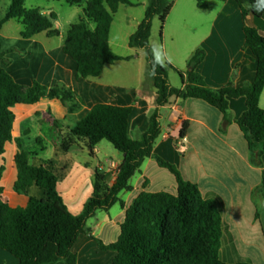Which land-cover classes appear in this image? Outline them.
<instances>
[{"label": "trees", "instance_id": "obj_1", "mask_svg": "<svg viewBox=\"0 0 264 264\" xmlns=\"http://www.w3.org/2000/svg\"><path fill=\"white\" fill-rule=\"evenodd\" d=\"M67 4L82 8L81 20L70 26L63 52L77 64V78L90 79L102 75L106 66L127 62L131 57L114 54L110 48V32L114 15L121 5L136 7L131 0H64ZM176 0H151L145 17L137 31L129 39V47L143 50L150 73L152 52L149 48L153 21L161 17L162 23L170 14ZM226 1V0H221ZM26 0H12L6 15L0 17V33L6 23L17 20L23 26L20 36L32 39L46 33L58 37L53 30L57 15L42 14L39 9H26ZM241 8L245 24L243 50L252 51L258 70L253 83L235 87L233 81L220 89H212L198 73V66L205 52L198 50L188 63L185 72L178 71L183 79V88L171 86L168 73L174 69L168 63L158 66L152 75L157 89L156 108L150 116L149 128L140 140L129 134V119L132 107H117L108 104L94 106L85 118L77 121L65 136H60V148L65 153L87 150L91 157L98 144L108 141L123 155V162L116 171V179L110 185L109 176L96 170L93 194L81 217H74L58 192L60 177L51 168L33 166V155L23 149L21 139H15L17 152L14 162L18 176L14 192L29 198L25 208H12L3 200L0 188V249L16 257L20 264H77L73 253L79 237L85 234L87 222L98 211H109L120 201L123 191H132L130 180L140 171L146 159L153 158L158 165L176 178V194L167 192H142L126 210L125 221L117 242L104 245L96 240L103 251L116 253L113 264H228L221 260L220 250L226 231L222 215V200L215 194L203 197L196 184L183 179L180 171L172 164L154 154V145L162 133L161 108L170 99H198L218 109L230 124V99L245 98L247 111L237 124L244 133L251 152V162L262 167L264 156V110L260 98L264 91V0H236ZM85 3V6L83 4ZM203 9V0H197ZM93 25V27L91 26ZM16 50H9L8 53ZM0 44V182L4 167L2 157L6 145L13 141L15 115L18 105L36 106L42 100L60 101L68 105L69 114L74 115L84 107L81 97L63 83L52 87L34 82L30 87L17 83L8 73ZM57 126L59 124L53 121ZM189 127L184 122L180 138L184 139ZM44 191L45 199L28 195L32 187ZM256 193H264L263 183ZM257 218L259 217L257 213ZM251 264V263H236Z\"/></svg>", "mask_w": 264, "mask_h": 264}, {"label": "crops", "instance_id": "obj_2", "mask_svg": "<svg viewBox=\"0 0 264 264\" xmlns=\"http://www.w3.org/2000/svg\"><path fill=\"white\" fill-rule=\"evenodd\" d=\"M150 1L131 2L137 5L136 7L142 8L145 17ZM203 1L205 8L201 9L198 7L197 0H176L164 23L161 17H156L153 21L150 44H153L155 21L158 19L161 24L160 43L170 58L167 63L174 68L168 73L171 86L175 89L183 88V79L178 71L187 70L189 61L198 50L205 52V58L197 71L212 89H220L230 81H233L237 88L253 83L256 79L258 63L252 51L243 50L246 37L240 6L236 0ZM122 6L133 8L126 5H121L120 8ZM144 17L137 21L136 31ZM261 34L264 36V24ZM36 37L32 38L31 43L36 44ZM63 44L58 47H47L41 44L42 49L38 53L32 56L26 53L21 58L17 56L23 69L17 66L12 69L14 64L11 63L8 73L10 72L9 74L19 84L25 81V75L29 78L31 85L36 81L50 88L56 83H63L81 97L84 107L80 112L70 115L68 105L58 101L59 107L56 112L59 116L53 118L50 115L52 122H58L67 133L69 128L85 118L94 106L108 104L132 107L129 134L133 140H140L149 128L150 116L157 106V89L149 69L147 68L145 74L140 73L138 84L134 87H131L124 79L114 76L119 67L129 64L131 60L106 66L98 78L78 79L77 64L64 54ZM12 49L18 52L20 50L9 45H2L3 52ZM143 57L146 60V56ZM53 103L54 101H49L46 106ZM41 105L39 103L36 106L41 108ZM260 108L264 110V91L260 98ZM12 111L15 121L11 143H15L14 140L20 139L18 136L21 134L18 124L29 118L35 110L30 111L16 106ZM246 111L245 98L230 99L229 115L232 122L226 124L224 115L208 103L198 99L183 100L173 97L166 106L161 108L162 133L154 145V154L174 165L185 181L196 184L203 197L215 194L222 200L224 207L222 219L226 231L222 239L220 258L228 264H264V193H256L263 183L264 156L261 168L252 164L248 142L237 124ZM43 112H45L44 108ZM48 122L49 130L56 138L55 144L59 145V151L55 158L48 159L44 155L46 149L44 140L38 137L37 143L41 145L40 154L31 152L33 155L30 158V164L37 167H49L58 175L60 172L64 175L71 174V165L64 161L71 158V152H63L58 139L61 129ZM184 122H188L189 127L185 138L181 139L180 129ZM23 130L25 135L29 132V130ZM103 142L97 145L93 157L87 150L83 151L97 160L96 165L88 162L79 164L83 168V173L88 176V181H92L93 185L96 170L108 174L110 185H113L116 171L123 162V155L117 151L114 159L107 160L106 166L101 165L98 155ZM16 152H12L11 155L13 166L8 177L10 189L6 192L3 187L7 181L4 166L0 188L3 189V200L10 207L25 208L29 198L14 192V184L18 176L14 162ZM168 173L170 172L161 168L155 159H146L140 171L130 180L132 191H123L119 195L125 207L117 203L109 211H98L87 222L88 231L79 237L73 248V253L77 256V264H113L116 253L103 251L93 238L104 245L117 242L125 221L126 210L142 192L176 194L178 189L176 178L171 173L169 176ZM78 185L79 181L75 182L71 190ZM71 190L67 192L59 190L58 183V192L63 200L65 195L71 194ZM92 194L93 186L84 196L78 211L74 213L69 209L74 217L83 215ZM28 195L45 199L44 191L35 186L29 189ZM0 264H20V262L9 252L0 249Z\"/></svg>", "mask_w": 264, "mask_h": 264}, {"label": "rangeland", "instance_id": "obj_3", "mask_svg": "<svg viewBox=\"0 0 264 264\" xmlns=\"http://www.w3.org/2000/svg\"><path fill=\"white\" fill-rule=\"evenodd\" d=\"M131 1L137 2V0ZM138 1L142 3L149 0ZM11 2L12 0H0L1 18L6 15ZM83 6H85V3L83 4ZM25 8L39 9L42 14L47 16H49L51 13L56 14L57 20L53 21V30L58 31L59 36L50 38L46 33H44L36 37V44H33L31 43L33 39L28 40L20 36L21 32L23 31V26L19 21L11 20L6 23L0 33V44L4 46L9 45L12 48L20 49L19 52L15 51L8 54L7 52H3L2 50L3 53H6L4 55V58L8 62V66H5L7 71L10 70L11 63L14 64L12 69H15L16 66L19 69H23V65L20 61H18L17 56L21 58L26 55V53L27 55L32 56L41 51V44L47 47H58L59 45L64 43L70 26L78 23L83 17L82 8L69 5L64 0H26ZM133 8L122 6L120 10H118V12L114 15V22L112 25L110 36V48L114 54L122 57H132L129 64L122 65V67H119V69L116 70L117 72L114 73L115 78L119 77L120 79H124L129 83L131 87L137 86L140 73L145 74L148 70L147 62L143 57L146 56L145 52L129 47V38L136 31V23L141 17H144V13H142L143 10L141 7ZM91 26L93 27L92 24ZM155 27L156 29H154L152 39L153 44H161V24L158 19L155 21ZM28 79L29 78H27V75H25V81H23L20 85L24 87H30L31 84L29 83L30 81ZM48 102V99L42 100L40 102L42 104L41 108L39 106H34L35 108L32 106L24 105L17 106L30 111L35 110L29 118H26L20 124H18V128L21 129V134L20 136H18V138L22 139L24 150L40 154L41 145L37 143V138L42 137V139L44 140L43 143L46 148L44 151V155L48 159H53L59 151V145L55 144L56 138H54L49 130L48 121H50V124L52 126L56 127V125L52 124L53 122L50 115H52L53 118L59 116V113L56 112L57 108L59 107V102L54 101L53 104L46 106ZM43 108L45 109V112H43ZM45 119L48 121H46ZM57 126L58 129H61L58 135V139L60 141V136H65L67 134V131L60 124H57ZM23 129H26V131L29 130V132L25 135ZM16 131H18V129ZM99 149L100 153L98 157L101 165L103 166L107 165V160L114 159V156L117 153L115 148L108 141H104ZM12 152H16L15 143H11L6 146V153L2 157L1 161V165L5 167L6 171L5 178L7 181H5L3 185L6 192L8 191V189H10V181H8V177L11 167L13 166L11 157ZM70 156L71 158H67L64 161L68 162L71 165V174L64 175L61 172L59 173V190H65L66 192L70 191L72 189V185H75V182L79 181V185L73 187V190H71V194L65 195L64 200L66 206L75 213L80 208V205H82L84 196L93 186V182L88 181V176L83 173V168H81L79 164L88 162L92 165H96L97 160L92 159L88 155V153H83V151L71 152ZM168 174L169 176H171L170 173Z\"/></svg>", "mask_w": 264, "mask_h": 264}, {"label": "clouds", "instance_id": "obj_4", "mask_svg": "<svg viewBox=\"0 0 264 264\" xmlns=\"http://www.w3.org/2000/svg\"><path fill=\"white\" fill-rule=\"evenodd\" d=\"M149 48L152 52V72L150 74L154 75L155 70L158 66H163L165 63L170 61V58L168 57L166 51L163 48V45L159 43L150 44Z\"/></svg>", "mask_w": 264, "mask_h": 264}]
</instances>
